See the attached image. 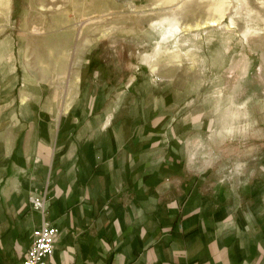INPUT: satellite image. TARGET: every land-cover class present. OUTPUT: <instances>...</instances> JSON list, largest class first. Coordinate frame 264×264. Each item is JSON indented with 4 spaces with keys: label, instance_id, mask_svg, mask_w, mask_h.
Segmentation results:
<instances>
[{
    "label": "crops",
    "instance_id": "1",
    "mask_svg": "<svg viewBox=\"0 0 264 264\" xmlns=\"http://www.w3.org/2000/svg\"><path fill=\"white\" fill-rule=\"evenodd\" d=\"M71 55L0 78V264L22 258L41 192L47 264H264V169L213 177L178 89Z\"/></svg>",
    "mask_w": 264,
    "mask_h": 264
},
{
    "label": "rangeland",
    "instance_id": "2",
    "mask_svg": "<svg viewBox=\"0 0 264 264\" xmlns=\"http://www.w3.org/2000/svg\"><path fill=\"white\" fill-rule=\"evenodd\" d=\"M4 1L0 78L71 51L117 76L163 77L196 123L186 145L200 167L217 179L264 169V0H214L224 13L211 0Z\"/></svg>",
    "mask_w": 264,
    "mask_h": 264
},
{
    "label": "built area",
    "instance_id": "3",
    "mask_svg": "<svg viewBox=\"0 0 264 264\" xmlns=\"http://www.w3.org/2000/svg\"><path fill=\"white\" fill-rule=\"evenodd\" d=\"M44 193H29L27 205L37 211L41 222L30 230V242L18 264H47V258L53 251L54 241L59 232L58 228L43 220Z\"/></svg>",
    "mask_w": 264,
    "mask_h": 264
},
{
    "label": "bare ground",
    "instance_id": "4",
    "mask_svg": "<svg viewBox=\"0 0 264 264\" xmlns=\"http://www.w3.org/2000/svg\"><path fill=\"white\" fill-rule=\"evenodd\" d=\"M4 1V0H0V3ZM211 1H214V0H211ZM8 2L9 0H5L4 3H6V5H8ZM49 5V4H48ZM44 6V5H42ZM212 8L214 11L218 12V13H224L226 12V7H225V4L224 3H220L219 1L216 2L214 1L213 4H212ZM162 9V8H161ZM160 13V12H159ZM166 14V13H165ZM219 21V20H218ZM217 22V21H216Z\"/></svg>",
    "mask_w": 264,
    "mask_h": 264
}]
</instances>
